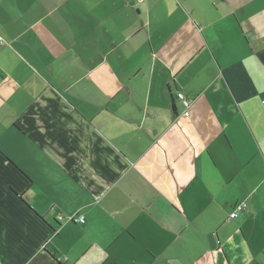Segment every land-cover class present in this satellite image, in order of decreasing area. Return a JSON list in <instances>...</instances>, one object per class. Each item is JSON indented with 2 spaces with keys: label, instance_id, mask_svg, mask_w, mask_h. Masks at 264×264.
Segmentation results:
<instances>
[{
  "label": "crops",
  "instance_id": "crops-1",
  "mask_svg": "<svg viewBox=\"0 0 264 264\" xmlns=\"http://www.w3.org/2000/svg\"><path fill=\"white\" fill-rule=\"evenodd\" d=\"M0 264H264V0H0Z\"/></svg>",
  "mask_w": 264,
  "mask_h": 264
},
{
  "label": "built area",
  "instance_id": "built-area-1",
  "mask_svg": "<svg viewBox=\"0 0 264 264\" xmlns=\"http://www.w3.org/2000/svg\"><path fill=\"white\" fill-rule=\"evenodd\" d=\"M177 99L179 100L181 106L183 107V110H184L183 114L189 117V108H190V105L192 104V99H190L189 97H185L183 94H178ZM243 207L244 206H238V208H236V211L232 212L229 215V218L232 219L236 217L237 213H239L243 209ZM58 220L59 221L63 220L65 222H77L79 224L84 223V218L77 219V217H70V218L64 219V217L59 216Z\"/></svg>",
  "mask_w": 264,
  "mask_h": 264
},
{
  "label": "trees",
  "instance_id": "trees-1",
  "mask_svg": "<svg viewBox=\"0 0 264 264\" xmlns=\"http://www.w3.org/2000/svg\"><path fill=\"white\" fill-rule=\"evenodd\" d=\"M178 100V99H177ZM179 101V100H178Z\"/></svg>",
  "mask_w": 264,
  "mask_h": 264
}]
</instances>
